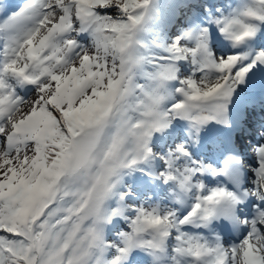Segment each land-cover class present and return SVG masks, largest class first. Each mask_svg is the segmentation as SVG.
<instances>
[{"label":"snow or ice","instance_id":"obj_1","mask_svg":"<svg viewBox=\"0 0 264 264\" xmlns=\"http://www.w3.org/2000/svg\"><path fill=\"white\" fill-rule=\"evenodd\" d=\"M0 264H264V0H0Z\"/></svg>","mask_w":264,"mask_h":264}]
</instances>
